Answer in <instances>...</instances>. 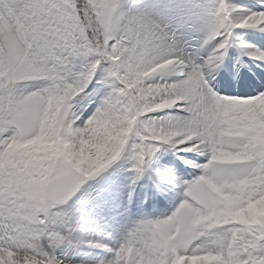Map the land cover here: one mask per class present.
<instances>
[{
	"label": "snow or ice",
	"instance_id": "snow-or-ice-1",
	"mask_svg": "<svg viewBox=\"0 0 264 264\" xmlns=\"http://www.w3.org/2000/svg\"><path fill=\"white\" fill-rule=\"evenodd\" d=\"M256 3L216 0L201 56L181 39L209 11L196 0H0V264H67L84 185L123 155L136 183L168 149L206 159L164 179L170 214L118 247L81 241L110 253L98 264H264V86L209 79L232 47L264 62L237 36L264 33Z\"/></svg>",
	"mask_w": 264,
	"mask_h": 264
},
{
	"label": "rangeland",
	"instance_id": "rangeland-1",
	"mask_svg": "<svg viewBox=\"0 0 264 264\" xmlns=\"http://www.w3.org/2000/svg\"><path fill=\"white\" fill-rule=\"evenodd\" d=\"M201 1L209 5L208 15L206 18L201 17L193 25L191 22V26L183 30L181 37L186 44L188 40L185 38L194 36L196 42H191L190 39L189 42L195 45V50L199 49V42L211 27V13L216 3V0ZM232 73L230 70L229 74ZM213 76L219 80L214 86L211 81ZM230 77L214 72L209 78L210 84L215 90L221 89L224 79ZM235 79L237 88H246L241 78ZM96 106L91 105L86 110L85 117L94 111ZM183 159L203 163L206 158L194 152L177 154L171 149L162 150L152 169L142 179L133 183L130 160L127 155H123L109 168L89 180L83 188L87 196L84 194L81 197L85 205H81L78 200L72 204L74 214L81 221L79 230L71 236L73 246L60 248L56 254L67 264H98L100 260L109 258L110 253L90 247L81 241L98 240L118 247L140 220L149 217L163 218L170 214L179 202V190L164 183V179L171 175L192 179L197 174L196 169L183 163ZM93 184H97L100 190L98 194L91 196Z\"/></svg>",
	"mask_w": 264,
	"mask_h": 264
},
{
	"label": "bare ground",
	"instance_id": "bare-ground-1",
	"mask_svg": "<svg viewBox=\"0 0 264 264\" xmlns=\"http://www.w3.org/2000/svg\"><path fill=\"white\" fill-rule=\"evenodd\" d=\"M237 1H238L237 2L238 4H241V5L245 6V7L258 8L257 3L254 2V5H252V3H250V0H237Z\"/></svg>",
	"mask_w": 264,
	"mask_h": 264
}]
</instances>
